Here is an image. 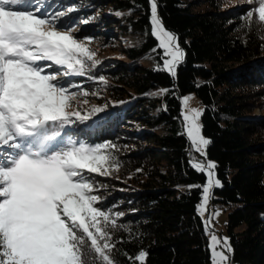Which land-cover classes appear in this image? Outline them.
<instances>
[{
	"label": "trees",
	"instance_id": "trees-1",
	"mask_svg": "<svg viewBox=\"0 0 264 264\" xmlns=\"http://www.w3.org/2000/svg\"><path fill=\"white\" fill-rule=\"evenodd\" d=\"M65 2L76 7V17H91L85 36L103 37L123 57L72 78L79 86L73 91L107 97L100 101L102 112L69 129L74 140L115 145L109 151L119 170L93 174L100 206L125 213L118 223L132 229L115 233V260L129 264L123 253L143 249L145 264H209V238L197 211L202 193L188 188L203 184L205 176L188 163L190 153L200 157L181 116L180 97L193 93L203 106L202 134L211 141L206 159L216 163L223 185L213 189L211 201L228 214L230 260L264 264V117L247 118L264 101V28L258 14L249 20L248 3L233 0H158V14L185 52L172 77L153 70L162 61L150 34L147 0H59ZM132 38L120 47V39ZM115 85L125 90L114 92ZM165 88L167 95L158 92ZM130 100L135 103L126 107Z\"/></svg>",
	"mask_w": 264,
	"mask_h": 264
},
{
	"label": "snow or ice",
	"instance_id": "snow-or-ice-1",
	"mask_svg": "<svg viewBox=\"0 0 264 264\" xmlns=\"http://www.w3.org/2000/svg\"><path fill=\"white\" fill-rule=\"evenodd\" d=\"M147 3L150 34L162 61L153 70L175 77L185 52L158 14V0ZM247 3L246 17L257 13L264 28V0ZM51 8L48 0H0V264H119L112 255L115 233L132 229L118 223L125 213L100 206L93 178L119 170L109 151L115 145L78 142L69 134L78 121L103 111L94 106L81 113L78 97L88 92L73 91L79 86L72 79L86 76L100 62L88 46L91 39L74 36L64 19L77 9ZM98 79L105 82L103 76ZM158 92L167 95L170 89ZM189 101V96L181 98L182 117L190 147L200 158L190 153L188 163L205 180L188 188L201 191L197 211L203 216L213 189L223 185L216 163L206 159L211 141L202 134V112L190 109ZM219 214L202 221L210 235L209 264H229L228 238L211 230ZM123 255L129 264H145L147 252Z\"/></svg>",
	"mask_w": 264,
	"mask_h": 264
},
{
	"label": "rangeland",
	"instance_id": "rangeland-1",
	"mask_svg": "<svg viewBox=\"0 0 264 264\" xmlns=\"http://www.w3.org/2000/svg\"><path fill=\"white\" fill-rule=\"evenodd\" d=\"M56 1L57 0H54L53 2H51L52 8L50 9V11L51 10H65V8L68 6V5H66V6L62 7L66 3L58 5ZM237 1H239L240 3H242V2L247 3V0H233V3L237 2ZM64 19L66 20V22L69 25L72 26L74 36L81 38V39H84V37L88 38V36H85L82 31L83 30H84V32L89 31V29L86 26L90 27L92 25V23L89 22L91 20V17L88 19H85L88 21L87 23H84V21H85L84 18L79 17V19H78V18L74 17V14H71V13H69L68 17H66ZM78 20L80 23L82 22L80 20H83V22L81 24H78ZM90 39H91V43L88 44V46L91 48V50H93L96 53L95 60L100 62L98 65H100L102 63H106L110 60H122L123 59V57H121L120 53H114L111 51L112 50L111 46L106 45L104 43V41H102V39H104L103 37H96L94 39L93 38H90ZM135 39L134 38H132V40L131 39H129V40L120 39V41H119L120 47L124 48L128 44H132L135 41ZM85 42H87V40ZM74 78L76 79L78 77H73V79ZM115 87L118 88L119 90H114V92L121 91V89L123 91L125 90L121 85H115ZM184 96L190 97V101H189V105H188V107L190 109L196 108V109L200 110L201 112H203V106L199 103L197 97L193 93H189V94H185V95L180 97L181 116H182V112L184 111V108H183V105L181 102V98ZM106 97H107V95H105L104 93H101V94L95 93V94H88L87 96H79L78 97V101L80 102L79 110L80 111L85 110V111L89 112L92 109V107H94V106L100 107V101L105 100ZM84 100H87L86 104L83 103ZM122 100H123V98H122ZM122 100L120 102H117V104H122L123 103ZM134 101L135 100H130L129 102H126L127 103L126 107H129L132 104H134L135 103ZM74 103H76V102H74ZM260 103H261L262 108H264V101H260ZM253 108L254 109L252 110V112L249 115H247V118L256 119V118L264 117V109H262L260 106H258V107L254 106ZM182 120H183V117H182ZM200 121H201V117H200ZM183 123H184V121H183ZM184 130H185V127H184ZM185 134H186V132H185ZM76 141L82 142L79 140H76ZM201 197H202V194H201ZM199 203H201V200ZM216 211H218L220 214L218 217L214 216L212 218L211 230L214 231L215 234H217L219 237H227L228 238L226 230H225V224L227 222L228 214H227V212L224 211V209L222 207H219L216 203L212 204V201L210 199L208 207H207V211L204 213L203 216H201V215L200 216L202 217L203 220H206L212 213H214ZM208 238L210 240V235H208ZM218 250H223V249L218 248ZM226 254L229 256V264H236L230 260L231 253H226Z\"/></svg>",
	"mask_w": 264,
	"mask_h": 264
}]
</instances>
